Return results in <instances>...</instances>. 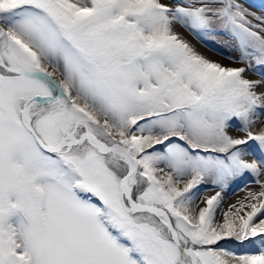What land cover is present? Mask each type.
Returning a JSON list of instances; mask_svg holds the SVG:
<instances>
[{"label":"snow or ice","instance_id":"obj_1","mask_svg":"<svg viewBox=\"0 0 264 264\" xmlns=\"http://www.w3.org/2000/svg\"><path fill=\"white\" fill-rule=\"evenodd\" d=\"M0 264H264V4L0 0Z\"/></svg>","mask_w":264,"mask_h":264},{"label":"rangeland","instance_id":"obj_2","mask_svg":"<svg viewBox=\"0 0 264 264\" xmlns=\"http://www.w3.org/2000/svg\"><path fill=\"white\" fill-rule=\"evenodd\" d=\"M248 4L253 5V10H257L259 9V7L264 4V0H247ZM178 31H180L182 33V35L184 36L185 39L189 40L191 43H193L197 49L199 51H201L203 54H205L206 56H208L211 59L214 60H218L219 62H221L222 64L225 65H229V61H227L226 59H223L221 56L217 55L215 52H211L208 51L207 49L203 48L201 45H199L191 36H189L187 33H184L182 29H177ZM230 41H228L226 38L221 37L218 42L214 43V47L223 53H227L228 55H232L233 53H231L229 51L230 48ZM229 66H239V65H229ZM248 78L249 79H258L259 77L252 75L251 73H248ZM242 195V193H241ZM237 198L236 194H230L227 197V202L231 203L232 201H234Z\"/></svg>","mask_w":264,"mask_h":264}]
</instances>
